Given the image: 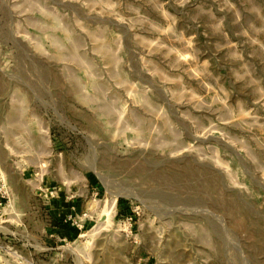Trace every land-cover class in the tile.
Segmentation results:
<instances>
[{
  "label": "rangeland",
  "instance_id": "374dc122",
  "mask_svg": "<svg viewBox=\"0 0 264 264\" xmlns=\"http://www.w3.org/2000/svg\"><path fill=\"white\" fill-rule=\"evenodd\" d=\"M0 264H264V0H0Z\"/></svg>",
  "mask_w": 264,
  "mask_h": 264
}]
</instances>
